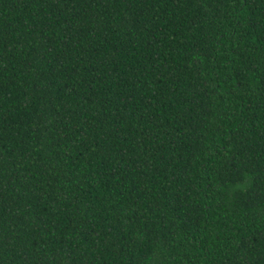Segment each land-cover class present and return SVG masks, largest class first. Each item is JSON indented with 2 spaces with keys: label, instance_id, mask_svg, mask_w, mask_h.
<instances>
[{
  "label": "trees",
  "instance_id": "trees-1",
  "mask_svg": "<svg viewBox=\"0 0 264 264\" xmlns=\"http://www.w3.org/2000/svg\"><path fill=\"white\" fill-rule=\"evenodd\" d=\"M0 264H264V0H0Z\"/></svg>",
  "mask_w": 264,
  "mask_h": 264
}]
</instances>
